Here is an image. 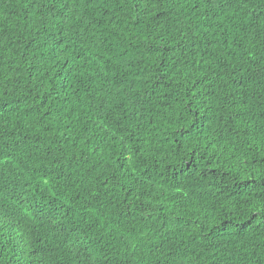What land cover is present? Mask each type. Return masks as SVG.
Masks as SVG:
<instances>
[{
    "label": "trees",
    "instance_id": "trees-1",
    "mask_svg": "<svg viewBox=\"0 0 264 264\" xmlns=\"http://www.w3.org/2000/svg\"><path fill=\"white\" fill-rule=\"evenodd\" d=\"M0 264H264V0H0Z\"/></svg>",
    "mask_w": 264,
    "mask_h": 264
}]
</instances>
